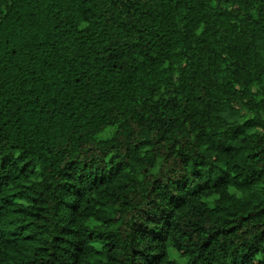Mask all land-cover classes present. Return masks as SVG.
<instances>
[{"label":"trees","instance_id":"16d2710c","mask_svg":"<svg viewBox=\"0 0 264 264\" xmlns=\"http://www.w3.org/2000/svg\"><path fill=\"white\" fill-rule=\"evenodd\" d=\"M264 264V0H0V264Z\"/></svg>","mask_w":264,"mask_h":264},{"label":"rangeland","instance_id":"374dc122","mask_svg":"<svg viewBox=\"0 0 264 264\" xmlns=\"http://www.w3.org/2000/svg\"><path fill=\"white\" fill-rule=\"evenodd\" d=\"M169 255L172 260L178 261L179 264H185V261L179 257L176 251L170 250Z\"/></svg>","mask_w":264,"mask_h":264}]
</instances>
